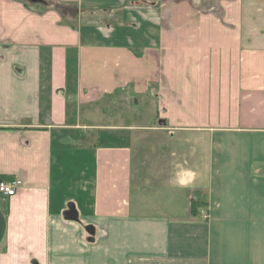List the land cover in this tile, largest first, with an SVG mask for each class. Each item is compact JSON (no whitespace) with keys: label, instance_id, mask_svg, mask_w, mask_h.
I'll list each match as a JSON object with an SVG mask.
<instances>
[{"label":"crops","instance_id":"0c3cea01","mask_svg":"<svg viewBox=\"0 0 264 264\" xmlns=\"http://www.w3.org/2000/svg\"><path fill=\"white\" fill-rule=\"evenodd\" d=\"M0 178V264H264V0H0Z\"/></svg>","mask_w":264,"mask_h":264},{"label":"built area","instance_id":"2783aa9c","mask_svg":"<svg viewBox=\"0 0 264 264\" xmlns=\"http://www.w3.org/2000/svg\"><path fill=\"white\" fill-rule=\"evenodd\" d=\"M21 183L17 180H12L10 182H1L0 183V196L3 198H11L16 195L18 187ZM204 214V219H209V214L206 211L202 212Z\"/></svg>","mask_w":264,"mask_h":264},{"label":"water","instance_id":"95a60500","mask_svg":"<svg viewBox=\"0 0 264 264\" xmlns=\"http://www.w3.org/2000/svg\"><path fill=\"white\" fill-rule=\"evenodd\" d=\"M31 3H39L42 2V0H27ZM73 212H70V216H72ZM71 218V217H70ZM73 219V218H72ZM6 229H7V223H6V218L1 210V206H0V246L5 238L6 235Z\"/></svg>","mask_w":264,"mask_h":264},{"label":"trees","instance_id":"16d2710c","mask_svg":"<svg viewBox=\"0 0 264 264\" xmlns=\"http://www.w3.org/2000/svg\"><path fill=\"white\" fill-rule=\"evenodd\" d=\"M10 181H12L11 179H8V178H0V183L1 182H10ZM196 205L197 204H192V211L195 213V210H196Z\"/></svg>","mask_w":264,"mask_h":264},{"label":"rangeland","instance_id":"374dc122","mask_svg":"<svg viewBox=\"0 0 264 264\" xmlns=\"http://www.w3.org/2000/svg\"><path fill=\"white\" fill-rule=\"evenodd\" d=\"M2 198H3V197L0 196V203H2ZM0 205H1V204H0Z\"/></svg>","mask_w":264,"mask_h":264}]
</instances>
